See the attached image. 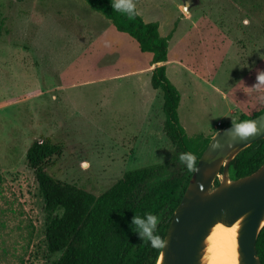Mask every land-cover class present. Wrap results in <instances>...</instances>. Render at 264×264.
Segmentation results:
<instances>
[{
    "label": "rangeland",
    "instance_id": "obj_1",
    "mask_svg": "<svg viewBox=\"0 0 264 264\" xmlns=\"http://www.w3.org/2000/svg\"><path fill=\"white\" fill-rule=\"evenodd\" d=\"M134 0L168 40L166 75L189 135L264 106V0ZM151 53L84 0H0V264H51L25 153L60 143L47 171L95 195L124 171L171 162ZM218 122L220 126L217 125ZM61 211H57L60 213Z\"/></svg>",
    "mask_w": 264,
    "mask_h": 264
},
{
    "label": "trees",
    "instance_id": "obj_2",
    "mask_svg": "<svg viewBox=\"0 0 264 264\" xmlns=\"http://www.w3.org/2000/svg\"><path fill=\"white\" fill-rule=\"evenodd\" d=\"M90 9L110 20L126 33L139 50L151 53L150 84L162 92L163 131L174 144L171 162L128 169L107 189L95 195L85 188L62 181L47 171L49 159L61 152V144L49 137L33 140L26 149V163L32 169L43 199L44 239L49 253L61 252L51 264H156L160 249L152 247L133 231L135 215L152 212L159 218L156 233L163 239L173 211L192 174L180 162L190 152L196 164L210 137L185 132L178 117L180 94L166 75L168 40L157 21H145L140 14L128 17L115 11L111 0H84ZM252 115L241 114L244 121ZM231 123H225L222 127ZM264 162V137L241 149L229 162L228 174L236 179L255 171ZM222 172V169H221ZM218 179L215 180V185ZM61 211L57 213V211ZM256 251L264 264V225L258 232Z\"/></svg>",
    "mask_w": 264,
    "mask_h": 264
},
{
    "label": "water",
    "instance_id": "obj_3",
    "mask_svg": "<svg viewBox=\"0 0 264 264\" xmlns=\"http://www.w3.org/2000/svg\"><path fill=\"white\" fill-rule=\"evenodd\" d=\"M187 6V1L181 5L185 13ZM247 121L259 131L245 139L234 137L232 124L210 137L173 211L156 264H204L206 238L217 223H237L238 264H261L255 242L264 225V162L248 175L228 174L230 160L264 137V111Z\"/></svg>",
    "mask_w": 264,
    "mask_h": 264
},
{
    "label": "clouds",
    "instance_id": "obj_4",
    "mask_svg": "<svg viewBox=\"0 0 264 264\" xmlns=\"http://www.w3.org/2000/svg\"><path fill=\"white\" fill-rule=\"evenodd\" d=\"M112 7L115 11L125 14L128 17H134L139 14L134 0H111ZM257 83L253 86L259 89L264 85V71L257 73ZM232 128L234 130V137L238 136L240 139L247 138L250 134H255L259 131L257 125L252 121H232ZM179 160L183 163L189 171H195L196 166L194 156L190 152L181 153ZM159 218L152 212H145L143 216L135 215L132 223L134 225L133 231L138 234L144 242H148L152 247H162L165 241L156 233ZM208 254L205 256L207 264H234V259H229L223 254L215 239H212L211 245L207 249Z\"/></svg>",
    "mask_w": 264,
    "mask_h": 264
},
{
    "label": "bare ground",
    "instance_id": "obj_5",
    "mask_svg": "<svg viewBox=\"0 0 264 264\" xmlns=\"http://www.w3.org/2000/svg\"><path fill=\"white\" fill-rule=\"evenodd\" d=\"M237 223L231 226L224 225L222 223H217L211 229V232L206 238V248L203 256L204 264H207L205 256L208 254L207 249L212 243L214 238L217 242L219 248L222 250L223 254L232 261L234 259V264H238V252H237Z\"/></svg>",
    "mask_w": 264,
    "mask_h": 264
},
{
    "label": "crops",
    "instance_id": "obj_6",
    "mask_svg": "<svg viewBox=\"0 0 264 264\" xmlns=\"http://www.w3.org/2000/svg\"><path fill=\"white\" fill-rule=\"evenodd\" d=\"M153 66H154L153 64L150 66V68H149L150 71H151V69H152ZM150 75H151V73H150Z\"/></svg>",
    "mask_w": 264,
    "mask_h": 264
},
{
    "label": "built area",
    "instance_id": "obj_7",
    "mask_svg": "<svg viewBox=\"0 0 264 264\" xmlns=\"http://www.w3.org/2000/svg\"><path fill=\"white\" fill-rule=\"evenodd\" d=\"M217 125H219V126H220V123L218 122V124H217ZM218 129H220V128H218ZM218 129H217V130H218ZM39 141H41V140H39Z\"/></svg>",
    "mask_w": 264,
    "mask_h": 264
},
{
    "label": "flooded vegetation",
    "instance_id": "obj_8",
    "mask_svg": "<svg viewBox=\"0 0 264 264\" xmlns=\"http://www.w3.org/2000/svg\"><path fill=\"white\" fill-rule=\"evenodd\" d=\"M185 1H187V2H188V0H185Z\"/></svg>",
    "mask_w": 264,
    "mask_h": 264
}]
</instances>
